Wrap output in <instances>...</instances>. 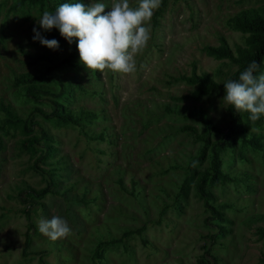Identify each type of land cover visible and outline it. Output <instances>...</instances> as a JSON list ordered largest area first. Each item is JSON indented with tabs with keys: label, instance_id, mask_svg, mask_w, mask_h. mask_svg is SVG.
Masks as SVG:
<instances>
[{
	"label": "rangeland",
	"instance_id": "374dc122",
	"mask_svg": "<svg viewBox=\"0 0 264 264\" xmlns=\"http://www.w3.org/2000/svg\"><path fill=\"white\" fill-rule=\"evenodd\" d=\"M73 2L90 0H50L51 8L0 0V104L18 119L0 130V264H260L262 150L235 138L216 159L213 142L232 120L225 93L191 99L195 85L182 76L194 68L223 82L238 65L206 47L220 37L232 50L245 46L246 34L229 20L264 0H167L152 16L151 38L129 74L88 70L80 57L64 62L69 43L37 21ZM33 28L59 48L33 40ZM38 54L47 59L35 61ZM27 73L39 77L42 91L15 83ZM59 99L76 114L95 116L81 125L46 118ZM193 107L210 117L211 131L190 114ZM6 116L0 107V122ZM243 126L261 133L264 147V119ZM216 168L226 177H217ZM204 170L207 182L197 184ZM41 187L49 189L42 197L28 190ZM212 206L224 221L208 219ZM53 215L71 228L54 241L37 227Z\"/></svg>",
	"mask_w": 264,
	"mask_h": 264
},
{
	"label": "clouds",
	"instance_id": "9594fccd",
	"mask_svg": "<svg viewBox=\"0 0 264 264\" xmlns=\"http://www.w3.org/2000/svg\"><path fill=\"white\" fill-rule=\"evenodd\" d=\"M162 0H138V6H130V0H112L110 6L90 0L86 6L81 2L63 3L54 12L44 11L38 24L46 31L59 29L69 44L78 38L77 49L80 62L88 70L105 69L129 74L136 70L134 57L140 53L151 38V18ZM106 8L110 10L105 11ZM33 40L56 50L59 42L47 39L33 28ZM259 69L256 60L251 61L239 74L237 80L223 83L225 95L222 100L237 112H249V119L257 121L264 115V73L255 75ZM195 166V164H194ZM41 234L51 240L66 237L71 228L61 216L41 218L37 222Z\"/></svg>",
	"mask_w": 264,
	"mask_h": 264
},
{
	"label": "trees",
	"instance_id": "16d2710c",
	"mask_svg": "<svg viewBox=\"0 0 264 264\" xmlns=\"http://www.w3.org/2000/svg\"><path fill=\"white\" fill-rule=\"evenodd\" d=\"M65 1V0H63ZM27 2L29 5H39V7L47 5L50 7V0H20V3L23 4ZM75 3V2H73ZM167 0H162L161 6L154 10L153 16H156L164 10L166 6ZM230 24L233 29L246 34L245 38V46H237L235 50H232L225 38H219V44L216 47L207 46L206 52L217 59H227L232 63L238 65V67L230 73L223 82L218 83L212 79V77L208 73H196L194 68L191 70L190 75L182 76V79L186 81L188 84L195 85L194 89L188 95L189 98L194 100H200L202 96L211 91V90H219L225 93L223 83L228 79L237 80L240 72H242L248 64L256 60L259 63V69L254 73L255 75H259L264 73V4L257 8H247L242 9L239 12L235 13L230 18ZM59 31L57 28H52L49 31L50 35H53L55 38H60L66 40L61 35H54L53 33ZM67 41V40H66ZM68 42V41H67ZM70 45V52L68 56L64 59V62L70 63L72 59L79 57V52L77 49V41H73ZM35 61L41 59H47L46 55L38 54L33 56ZM16 84H23L25 88L29 91L39 90L42 91L39 85V77L31 74H21L15 78ZM63 91H59L58 97L61 98ZM60 100V99H59ZM54 109L50 115H47L46 118H54L56 122L60 124H73V125H81V121H88L92 117H94V113L86 111L76 114L72 109L64 107L62 100L54 101ZM1 109L6 113V117L0 122V130L5 131L7 125H13L15 121L18 119L13 118V114L11 108L9 106H5L0 104ZM228 111L231 114L232 120L226 131L223 135L216 141L213 142V154L216 159H218L219 151L225 149L228 145L229 141L235 138H240L243 143L248 144L249 146L262 150V157L264 159V147L263 142L260 141L262 134L260 133H249L246 127L243 126L245 123L255 124L259 123L264 119V115L260 117L257 121H251L249 119V112H237L231 105L227 106ZM190 114L199 115L205 121L208 130H212L213 127L211 125V119L208 116H205L199 109L193 107L190 111ZM23 130L26 132V126H23ZM44 135V133H43ZM101 138V136H99ZM206 151V145L202 147L201 154H204ZM214 173L219 178L226 177V174L223 173L219 168L214 170ZM208 171H201L197 178V184L204 185L207 182ZM30 193H33L37 196H44L47 192H49L48 188H39L28 189ZM213 212L215 213L214 217L208 218L211 220L224 221V217L221 213L216 210L215 207H211ZM220 230L225 232V228L222 225H219ZM262 235H264V230L262 231ZM112 242L115 240H111ZM201 264V263H200ZM205 264V263H202ZM260 264H264V253L260 256Z\"/></svg>",
	"mask_w": 264,
	"mask_h": 264
}]
</instances>
